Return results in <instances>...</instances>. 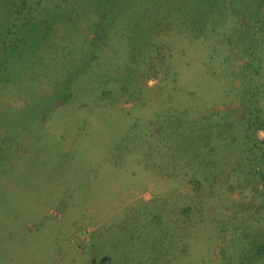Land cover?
I'll list each match as a JSON object with an SVG mask.
<instances>
[{
	"label": "rangeland",
	"instance_id": "rangeland-1",
	"mask_svg": "<svg viewBox=\"0 0 264 264\" xmlns=\"http://www.w3.org/2000/svg\"><path fill=\"white\" fill-rule=\"evenodd\" d=\"M0 264H264V0H0Z\"/></svg>",
	"mask_w": 264,
	"mask_h": 264
}]
</instances>
